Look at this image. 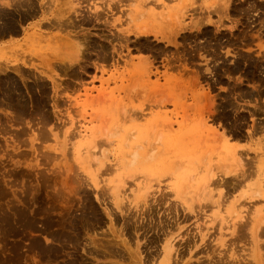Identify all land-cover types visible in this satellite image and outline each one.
Instances as JSON below:
<instances>
[{
  "label": "rangeland",
  "instance_id": "rangeland-1",
  "mask_svg": "<svg viewBox=\"0 0 264 264\" xmlns=\"http://www.w3.org/2000/svg\"><path fill=\"white\" fill-rule=\"evenodd\" d=\"M210 1L0 0V264H264V0Z\"/></svg>",
  "mask_w": 264,
  "mask_h": 264
},
{
  "label": "bare ground",
  "instance_id": "bare-ground-1",
  "mask_svg": "<svg viewBox=\"0 0 264 264\" xmlns=\"http://www.w3.org/2000/svg\"><path fill=\"white\" fill-rule=\"evenodd\" d=\"M217 0H214V2L213 1H210L211 2V4H212V9H214V11L212 10V12L214 13L215 11L217 12V11H220V13H222L221 12V10H224V11H227V10H229V7H230V2H232L231 0H222L223 1V5H221V7H220V5L219 6H217L218 5V2H216ZM178 2H181V0H177V3ZM213 2V3H212ZM186 3V2H185ZM158 4V3H157ZM163 4V3H162ZM186 4H188V3H186ZM10 5V4H9ZM209 5H210V3H209ZM165 7V6H164ZM166 7H167V5H166ZM209 7H211V6H209ZM167 9H169V12H170V14H167L166 15V18L167 19H169L168 20V23L167 24H170V25H168L169 26V30H167V31H165V32H163V33H159V31H158V29H157V31L156 30H154V29H152V28H150V27H144V28H141V29H139L138 30V32L140 33V34H147V33H149V32H155L154 34H162L163 36H162V38H165L167 41H169L170 43H175V40H176V38H177V36H179L180 35V32L182 31H193L194 32V30H197V31H201V29L204 27V26H207V25H214V24H216V26H218V23L220 24V20H219V22L217 23V22H215L214 21V19H212V18H210V17H206L204 14V18H202V20L200 21V20H197V22H192V24H187V25H189V26H186V25H183L184 24V22H182L181 20H180V16H185L186 14H187V11H188V9H187V6L186 5H184V6H180V7H178V8H176V7H172V6H169ZM197 9V8H196ZM219 9H221V10H219ZM210 12V11H209ZM224 13H222V15H223ZM202 15V16H203ZM225 15H226V12H225ZM201 15H200V17H202ZM212 16V15H211ZM219 16V15H218ZM226 17V16H225ZM196 19H197V17H195ZM167 19H166V21H167ZM191 21H193L194 20V17L192 18V16H191ZM198 19H200V18H198ZM228 19H230L229 17H228ZM55 20H56V18H55ZM73 20V19H72ZM66 21H68V20H66ZM71 21V20H70ZM184 21V20H183ZM61 22V21H60ZM59 22V23H60ZM62 23V22H61ZM190 23V22H189ZM223 24H224V22H222ZM52 24V23H51ZM71 24V23H70ZM74 25V24H73ZM77 25V24H76ZM56 26V25H55ZM61 25H58V27H60ZM54 27V26H53ZM64 27V26H63ZM222 26H220V28H221ZM47 28H48V26H47ZM50 28V27H49ZM57 28V27H56ZM55 28V29H56ZM75 28V27H74ZM62 29V28H61ZM71 29H72V27H71ZM217 29H219V28H217ZM23 30V29H22ZM70 30V29H69ZM216 30V29H215ZM52 31V30H51ZM72 31V30H71ZM74 31V30H73ZM214 32V31H213ZM70 33V32H69ZM77 33V32H76ZM125 33V32H124ZM167 33V34H166ZM71 34V33H70ZM118 34V33H117ZM123 34V33H122ZM140 34H139V36H140ZM154 34H150V35H154ZM77 35V34H76ZM149 35V34H148ZM2 36H4V35H2ZM13 36V34H10L9 35V37H12ZM68 36V35H67ZM123 36V35H122ZM85 37V36H84ZM119 37H120V35H119ZM124 37H125V35L123 36V39H124ZM118 38V37H117ZM76 39V38H75ZM79 39V38H78ZM77 39V40H78ZM85 39V38H84ZM122 39V40H123ZM11 41V39H9V42ZM80 40H78V42H79ZM121 41V40H120ZM127 41V40H126ZM82 42V41H81ZM178 42V41H177ZM213 42V41H212ZM119 43V42H118ZM73 44H75L74 42H73ZM76 45H77V43H76ZM83 45V44H82ZM259 45V44H258ZM120 46V45H119ZM262 47L264 46V45H261ZM261 46L259 45V47H260V49H261ZM74 47H76L75 45H74ZM80 47H81V44H80ZM80 47H78V51L79 52H81L80 50H81V48ZM192 47V46H191ZM212 49V48H211ZM227 51V53H229V49L228 50H226ZM62 53V52H61ZM60 53V54H61ZM59 54V55H60ZM58 55V56H59ZM71 55V54H70ZM69 55V56H70ZM80 55V54H79ZM55 56V55H54ZM57 56V55H56ZM57 56V58H56V60L59 58ZM53 57V56H52ZM61 57H63L62 56V54L60 55V59H64L65 58V56L63 57V58H61ZM203 57H205V56H203ZM72 58H70V60H71ZM80 59V58H79ZM55 60V61H56ZM76 60V59H75ZM59 61V60H58ZM63 61H66L65 59L63 60ZM62 61V62H63ZM61 62V61H60ZM74 62H76V61H74ZM68 63V62H67ZM72 63V62H71ZM17 65H19V64H17ZM152 66V65H151ZM17 67V66H16ZM19 67V66H18ZM145 73H150V70H151V67H150V61L148 60V65H146L145 67ZM19 69V68H18ZM49 70H52V69H49ZM48 70V71H49ZM142 70V69H141ZM18 71V70H17ZM53 71V70H52ZM20 72V71H19ZM52 74V73H51ZM23 75V74H22ZM139 76V75H138ZM34 77V76H33ZM36 80V79H35ZM54 81V80H53ZM55 82V81H54ZM57 83V82H56ZM59 84V83H58ZM57 84V85H58ZM7 86V85H6ZM56 87V86H55ZM11 88V87H10ZM22 98V97H21ZM9 107V106H8ZM205 111H207L208 112V110H205ZM237 160H238V164H239V168H238V170L233 174L234 176L233 177H236V178H240V181H241V178L242 177H245L247 174H248V172H247V166H246V164H244V156H237ZM246 162V161H245ZM246 166V167H245ZM253 173H256V172H253ZM242 181H243V179H242ZM70 182V181H69ZM227 180H223V181H221L220 180V183L222 184V185H225V183H226V185H228L227 184ZM235 184V183H234ZM243 184V183H242ZM231 185V184H230ZM218 203V202H217ZM150 205V204H149ZM149 207V206H148ZM188 208H189V206H187ZM146 208V207H145ZM190 209V208H189ZM148 211V210H147ZM114 220V219H113ZM261 232L262 231H264L263 229H261L260 230ZM169 233V232H168ZM45 237V236H44ZM169 239H171L170 237H169ZM124 242V241H123ZM116 243V242H115ZM119 243V242H118ZM117 243V244H118ZM125 243H127L126 241H125ZM127 244H129V243H127ZM127 246V245H126ZM49 248V247H48ZM126 248V247H125ZM58 249V248H57ZM128 250V249H127ZM129 250H130V248H129ZM163 251L165 252V259H167V262H166V264H170L171 263V259H173V258H175V256L174 255H176L177 253H178V247H176V245L175 244H171L170 242H169V240H168V242L167 243H165V245H164V247H163ZM119 252V251H118ZM131 256H133L134 257V255H133V251L131 250ZM121 254V253H120ZM134 254H135V256L138 258V259H141V257H140V254L136 251V252H134ZM152 257V256H151ZM176 258H177V256H176ZM178 259V258H177ZM182 259V258H181ZM227 259V258H226ZM174 260V259H173ZM260 260H262V263H260V264H263V258H261V255H260ZM220 261V260H219ZM261 262V261H260ZM174 263H177V262H174ZM179 263V262H178ZM218 263V262H217ZM216 263V264H217ZM226 263V262H225ZM150 264V263H149ZM219 264V263H218ZM222 264H223V262H222ZM229 264V263H228Z\"/></svg>",
  "mask_w": 264,
  "mask_h": 264
},
{
  "label": "flooded vegetation",
  "instance_id": "flooded-vegetation-1",
  "mask_svg": "<svg viewBox=\"0 0 264 264\" xmlns=\"http://www.w3.org/2000/svg\"><path fill=\"white\" fill-rule=\"evenodd\" d=\"M209 26H214V25H209ZM217 43H218L217 41L210 40L206 36L203 37V38H199L198 41H197L196 47H195L196 50L198 49L197 55L200 57V54H203L204 53L203 50H206V51H215L216 50V47H217ZM200 48H202L203 50H199ZM221 51H224V50H221ZM91 54H95L96 55L97 53L92 52ZM160 61H162V60H160ZM95 62H96L95 61V58L90 59V60H87V63L84 66L85 68L79 69L78 71L84 73L86 76H90V74L87 71L89 69H94V70L96 69ZM161 65H163V64H161ZM73 81L78 82L77 80H73Z\"/></svg>",
  "mask_w": 264,
  "mask_h": 264
}]
</instances>
